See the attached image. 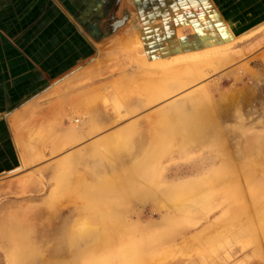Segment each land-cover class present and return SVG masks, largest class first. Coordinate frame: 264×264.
Here are the masks:
<instances>
[{"label": "rangeland", "instance_id": "rangeland-1", "mask_svg": "<svg viewBox=\"0 0 264 264\" xmlns=\"http://www.w3.org/2000/svg\"><path fill=\"white\" fill-rule=\"evenodd\" d=\"M231 1L66 0L97 55L91 70L57 79L59 97L42 95L29 116L13 119L19 163L0 174V264H18L25 239L42 253L19 264H153L149 255L157 251L166 254L159 264H264V208L230 209V168L222 173L226 159L234 163L238 153L264 145V21L254 24L260 7ZM194 67L200 80L151 102L160 86L170 90ZM200 90L201 105L190 110L182 100ZM173 103L179 124L147 159L160 135L153 124L162 118L150 116ZM72 177L97 187L117 177L122 196L108 206L112 221L129 228L128 241L68 237L84 214L69 195ZM184 185L203 192L180 204L166 200V191ZM173 229L180 230L175 241L124 255Z\"/></svg>", "mask_w": 264, "mask_h": 264}, {"label": "crops", "instance_id": "crops-1", "mask_svg": "<svg viewBox=\"0 0 264 264\" xmlns=\"http://www.w3.org/2000/svg\"><path fill=\"white\" fill-rule=\"evenodd\" d=\"M230 3L260 7L254 24L264 21V0ZM65 4L66 0H0V174L19 163L11 134L13 119L29 116V107L42 95L54 100L59 97L57 79L93 67L96 41L79 25L81 16L67 12ZM217 4H222L221 0Z\"/></svg>", "mask_w": 264, "mask_h": 264}, {"label": "bare ground", "instance_id": "bare-ground-1", "mask_svg": "<svg viewBox=\"0 0 264 264\" xmlns=\"http://www.w3.org/2000/svg\"><path fill=\"white\" fill-rule=\"evenodd\" d=\"M213 15H214L213 16L214 20H218V19L220 20L219 16H217L216 14H213ZM255 30L256 29L249 31L247 32L248 34L245 33L243 36L235 40L233 39L234 41H232V43L239 42L245 37L246 38L250 37L253 33L256 32ZM166 60L170 61L169 59H166ZM169 66L170 65L167 64L163 69H166ZM198 71L200 70L194 67L193 69L186 71V73L183 76L178 75L177 76L178 78L175 77L174 78L175 80L172 79L174 80L172 83H174L175 86H173V84L170 85V87L173 86L171 87L170 90L169 89L166 90L162 88L164 87V85L160 86L156 94V96L158 97H155L154 99L153 97L155 94H152L151 98H153V100L150 98L152 100L151 102L162 99L165 96L170 95L174 91L184 89L188 83L190 85V83H192L193 81L201 77V76L198 77L200 74L196 76V73H199ZM194 76H196L197 79H194L196 78ZM161 90H162V93H161ZM201 91L202 90H200L199 94L193 93L189 97L187 98L185 97V99L182 100V103L183 102L189 103V105L191 106L190 110H192L193 107L196 108L197 107L196 105H201L200 98L198 97V95L202 96ZM236 99L237 98H235V100ZM146 104L148 105L149 102ZM179 106L180 105L178 103L169 104L168 106L162 107L161 109L151 114L150 117H154V118L162 117V118L157 123L154 122L153 124L157 126L158 129L160 130V135L158 137V140H156L155 146L151 148V151L148 153V155L146 153V155L144 156V157H147V159H149L150 155L154 153V151L159 149L161 146L165 145V143L169 140L168 137L166 136L168 133H171L173 129L172 127L178 126L179 118H180V116L178 115L179 113L178 109H180ZM190 110L188 108L187 111H189L190 113ZM172 112H177V114L174 115L172 114ZM163 133H166V134L164 135ZM64 138L71 139L69 136H64ZM236 158L237 159L233 163L232 160L226 159L225 157L226 159L225 163L226 165L230 167L224 166V168H222V173L227 172L228 169H225V168H230V170L228 171V173L230 174L228 175L227 185H225V188L227 189L225 190L227 191L225 192V195L229 198L232 195L236 194V197L233 199V201L229 203L230 204L229 207L232 210H238L240 207L244 211L245 208H247L248 206H251L255 208L256 212H258L259 209L264 208L263 207L264 206V145L257 143L255 148H253L252 150H246L245 152L238 153L236 155ZM143 162H145V158ZM114 173H117V171H114ZM261 176L263 178L259 179V177ZM79 179L80 178L73 179L72 177L67 186L69 187V193H70L69 195L73 196V198L71 199L72 203L77 207L79 206L82 209L84 214H80L79 221L75 224L74 223L72 224V227L69 229L70 232L68 233V237L69 238L86 237V239H89V241L90 242L92 241L93 244L95 245L102 241H105L106 243L108 241L110 242L128 241L131 238V234L129 235V231H128L129 228H123V227L119 228V226H117L118 224L112 221L113 215H111V212L109 209L110 206H108L109 204H111L110 199H112L113 197L121 199V196H122L121 189H118V186H116L117 177H111V178L105 179L103 183L101 184V186L99 187H97L93 183L88 184L83 181H80L81 179L80 180ZM80 187L82 189L81 191H80ZM233 188L235 190L232 191ZM100 192H103L104 193L103 197L108 200L106 202L107 207L101 206L102 204L100 203V200L98 198L99 195H102ZM202 192H203V189L198 188V186L184 185L183 187H181L180 189L176 191H173V192L166 191L163 195L166 197L167 201L180 204L183 200L186 199V197L189 198V196L192 194L199 195V194H202ZM146 196L149 198H152L153 193L146 194ZM232 212H233L234 218H236L239 214L238 211H232ZM258 219L260 221L259 217ZM50 222H51V219L49 220V223ZM47 225L45 227L50 226L49 231H51L50 230L51 224H47ZM249 228H250V225L247 226V229ZM45 229L47 230V228ZM51 229L53 232L54 229L53 228ZM178 230L179 229H173V230H170L169 232L157 233L153 237L144 240L146 242L137 246L136 249L133 248V249L125 251L124 255L125 256L129 255L135 250H138V251L146 250L149 248L150 245L159 246L168 241H175L180 234L179 232L180 230L179 231ZM46 235L44 237H46ZM49 235L51 236L53 234H51L50 232ZM85 242H88V241H85ZM32 245L33 244L31 243V241H28L27 239H25V241H20L19 249L21 251L19 252L17 257L13 259V262L19 264V262L22 260L26 261L29 258L32 259L33 257L38 256L37 254L40 253L41 251L35 248L34 246L33 248ZM48 255L56 256L55 254L50 253V252H48ZM165 256L166 254H162L160 251H157V252L151 253L149 255V259L153 264H159L165 258Z\"/></svg>", "mask_w": 264, "mask_h": 264}]
</instances>
